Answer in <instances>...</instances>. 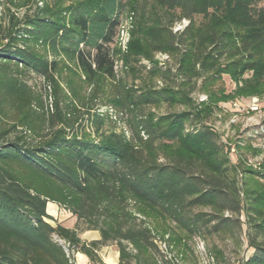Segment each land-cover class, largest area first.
Masks as SVG:
<instances>
[{
	"label": "trees",
	"instance_id": "16d2710c",
	"mask_svg": "<svg viewBox=\"0 0 264 264\" xmlns=\"http://www.w3.org/2000/svg\"><path fill=\"white\" fill-rule=\"evenodd\" d=\"M66 1H79L67 25L49 3L0 0V264H75V253L99 264L107 245L118 264H180L157 238L185 259L187 241L214 234L239 245L243 236L252 253L239 264H264V187H241L240 162L205 121L209 107L192 98L198 83L209 101L233 97L216 88L223 74L264 82V0ZM130 11L144 57L162 53L174 65L151 60L160 86L114 94L128 114L117 131L46 52L71 55L87 82L96 72L114 79V42ZM161 104L183 109H144ZM48 202L74 227L50 225ZM85 231L99 237L83 240Z\"/></svg>",
	"mask_w": 264,
	"mask_h": 264
},
{
	"label": "rangeland",
	"instance_id": "374dc122",
	"mask_svg": "<svg viewBox=\"0 0 264 264\" xmlns=\"http://www.w3.org/2000/svg\"><path fill=\"white\" fill-rule=\"evenodd\" d=\"M79 1L68 2L66 0H30V9L36 3L42 6L45 3L54 5L57 9H62L59 16L61 22L68 24V20L74 15L73 6ZM2 6L0 5V12ZM76 14V13H75ZM196 23L201 21V16L195 17ZM187 24L182 19L174 26V30L181 29ZM146 46L142 41L139 31L138 21L133 12H125L121 15V25L114 42V73L115 78L109 79L101 72H96L93 80L87 82L85 74L77 66L75 59L65 53H52L47 50L48 59L55 58L62 72V78L71 77L77 84L76 89L79 96L93 98V111L108 118L117 131H125L127 128L128 114L116 108L112 103V97L119 91L125 90L139 91L140 88L160 86V82L152 79L147 68L151 65V60L158 65H163L166 61L174 65L173 59H167L162 53L152 54V59H146ZM86 81V82H85ZM252 72H245L240 81H235L230 76L223 74L221 80L216 83V88H222L224 95H229L226 100L209 101L205 92L199 87L192 93V98L198 108L209 107V115L205 121L219 135L221 143L228 150V157L231 162H240V172L238 173L239 183H244L248 188L264 187V82L255 85ZM63 87V86H62ZM254 90L253 94H248L249 89ZM256 88H261L258 91ZM203 108V107H202ZM155 113L182 110L180 105L145 107ZM253 174V175H252ZM241 185V184H240ZM47 212L50 210L47 209ZM227 215V214H226ZM52 219L46 221L55 226L60 223L67 228H73L75 218L66 210L60 208ZM240 219L243 221L244 216ZM244 228V227H243ZM92 237H99L98 233L83 232L80 238L89 240ZM241 244H237L224 235L214 234L207 238V242L195 237L187 241L188 249L185 259H181L175 251H168L166 245L158 238L156 240L161 253L167 260H177L180 264H239L243 258H247L252 250L248 249L244 237ZM215 246L220 251V257L215 258L212 248ZM101 264H118L119 253L115 245H107L99 251ZM75 264H80V256L73 254ZM89 262V260H88ZM99 263V264H100Z\"/></svg>",
	"mask_w": 264,
	"mask_h": 264
},
{
	"label": "crops",
	"instance_id": "0c3cea01",
	"mask_svg": "<svg viewBox=\"0 0 264 264\" xmlns=\"http://www.w3.org/2000/svg\"><path fill=\"white\" fill-rule=\"evenodd\" d=\"M47 209L50 210V212H47ZM58 209H60V208L55 203L48 202L47 205H46V212L50 216H54L57 213ZM86 232H94L95 233L96 231H86ZM97 238L98 237H92L89 240H93V239H97ZM89 240H87V241H89ZM77 254L81 255V257L79 258L80 259V264H89L88 258L84 254H81V253H77Z\"/></svg>",
	"mask_w": 264,
	"mask_h": 264
},
{
	"label": "built area",
	"instance_id": "2783aa9c",
	"mask_svg": "<svg viewBox=\"0 0 264 264\" xmlns=\"http://www.w3.org/2000/svg\"><path fill=\"white\" fill-rule=\"evenodd\" d=\"M55 240L58 241L66 249V246L64 244V241H62L60 239H57L56 237H55Z\"/></svg>",
	"mask_w": 264,
	"mask_h": 264
},
{
	"label": "bare ground",
	"instance_id": "6f19581e",
	"mask_svg": "<svg viewBox=\"0 0 264 264\" xmlns=\"http://www.w3.org/2000/svg\"><path fill=\"white\" fill-rule=\"evenodd\" d=\"M54 206V205H53ZM78 256H80L79 254H78Z\"/></svg>",
	"mask_w": 264,
	"mask_h": 264
},
{
	"label": "water",
	"instance_id": "95a60500",
	"mask_svg": "<svg viewBox=\"0 0 264 264\" xmlns=\"http://www.w3.org/2000/svg\"><path fill=\"white\" fill-rule=\"evenodd\" d=\"M66 250V249H65Z\"/></svg>",
	"mask_w": 264,
	"mask_h": 264
}]
</instances>
